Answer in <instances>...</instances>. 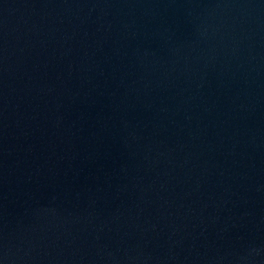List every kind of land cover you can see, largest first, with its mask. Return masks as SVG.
<instances>
[{
  "label": "water",
  "instance_id": "1",
  "mask_svg": "<svg viewBox=\"0 0 264 264\" xmlns=\"http://www.w3.org/2000/svg\"><path fill=\"white\" fill-rule=\"evenodd\" d=\"M0 264H264V0H0Z\"/></svg>",
  "mask_w": 264,
  "mask_h": 264
}]
</instances>
